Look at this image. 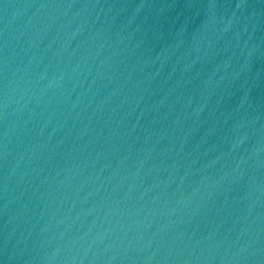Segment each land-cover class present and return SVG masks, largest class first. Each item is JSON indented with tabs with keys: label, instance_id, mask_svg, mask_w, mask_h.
<instances>
[{
	"label": "water",
	"instance_id": "water-1",
	"mask_svg": "<svg viewBox=\"0 0 264 264\" xmlns=\"http://www.w3.org/2000/svg\"><path fill=\"white\" fill-rule=\"evenodd\" d=\"M0 264H264V0H0Z\"/></svg>",
	"mask_w": 264,
	"mask_h": 264
}]
</instances>
